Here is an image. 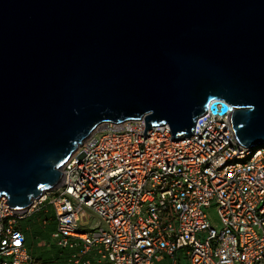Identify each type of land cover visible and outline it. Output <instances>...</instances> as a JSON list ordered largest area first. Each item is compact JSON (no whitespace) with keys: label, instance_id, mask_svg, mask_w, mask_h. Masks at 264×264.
I'll return each mask as SVG.
<instances>
[{"label":"water","instance_id":"1","mask_svg":"<svg viewBox=\"0 0 264 264\" xmlns=\"http://www.w3.org/2000/svg\"><path fill=\"white\" fill-rule=\"evenodd\" d=\"M220 105V109H218ZM232 112L264 146V0H0V197L13 209L59 184L99 126L190 137Z\"/></svg>","mask_w":264,"mask_h":264},{"label":"built area","instance_id":"2","mask_svg":"<svg viewBox=\"0 0 264 264\" xmlns=\"http://www.w3.org/2000/svg\"><path fill=\"white\" fill-rule=\"evenodd\" d=\"M231 115L174 141L142 119L99 126L27 209L1 195L0 264H44L22 221L50 212L52 264H264V146H242Z\"/></svg>","mask_w":264,"mask_h":264},{"label":"rangeland","instance_id":"3","mask_svg":"<svg viewBox=\"0 0 264 264\" xmlns=\"http://www.w3.org/2000/svg\"><path fill=\"white\" fill-rule=\"evenodd\" d=\"M209 214L211 215L213 221L217 223L218 221L216 210H211ZM45 218L54 220V215L52 214V212H50V214L48 215L36 214L22 221V225L26 230L28 247L30 248V250H32L33 254L36 257L40 258L43 261L55 255L57 251L55 249V246L52 245L48 247V251L45 250L46 245L48 243L51 244L52 242L51 232L54 227V221H50V225L45 230H43L39 219L43 220Z\"/></svg>","mask_w":264,"mask_h":264},{"label":"trees","instance_id":"4","mask_svg":"<svg viewBox=\"0 0 264 264\" xmlns=\"http://www.w3.org/2000/svg\"><path fill=\"white\" fill-rule=\"evenodd\" d=\"M52 263H53V259L51 257L44 260V264H52Z\"/></svg>","mask_w":264,"mask_h":264},{"label":"bare ground","instance_id":"5","mask_svg":"<svg viewBox=\"0 0 264 264\" xmlns=\"http://www.w3.org/2000/svg\"><path fill=\"white\" fill-rule=\"evenodd\" d=\"M142 120H143V119H142ZM70 157H71V156H70ZM69 160H70V158L68 159V161H69ZM68 161H67V162H68ZM67 162H66V163H67ZM66 163H65V164H66ZM65 164H64V165H65ZM62 169H63V168H61V171H62Z\"/></svg>","mask_w":264,"mask_h":264},{"label":"clouds","instance_id":"6","mask_svg":"<svg viewBox=\"0 0 264 264\" xmlns=\"http://www.w3.org/2000/svg\"><path fill=\"white\" fill-rule=\"evenodd\" d=\"M66 162H67V161H66ZM52 189H53V188H52ZM50 190H51V189H50ZM50 190H49V191H50ZM47 192H48V191H47ZM51 258H52V256H51ZM39 259H40V258H39ZM42 261H43V260H42ZM43 262H44V261H43Z\"/></svg>","mask_w":264,"mask_h":264}]
</instances>
